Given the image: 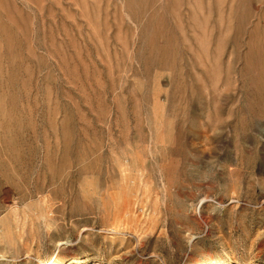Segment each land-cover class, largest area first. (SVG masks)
I'll list each match as a JSON object with an SVG mask.
<instances>
[{
	"label": "rangeland",
	"instance_id": "1",
	"mask_svg": "<svg viewBox=\"0 0 264 264\" xmlns=\"http://www.w3.org/2000/svg\"><path fill=\"white\" fill-rule=\"evenodd\" d=\"M0 264H264V0H0Z\"/></svg>",
	"mask_w": 264,
	"mask_h": 264
}]
</instances>
